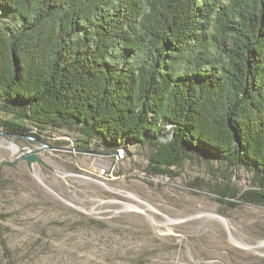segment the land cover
<instances>
[{"label": "trees", "instance_id": "trees-1", "mask_svg": "<svg viewBox=\"0 0 264 264\" xmlns=\"http://www.w3.org/2000/svg\"><path fill=\"white\" fill-rule=\"evenodd\" d=\"M0 107L11 136L149 144V174L244 166L261 189L219 200L264 204V0H0Z\"/></svg>", "mask_w": 264, "mask_h": 264}, {"label": "rangeland", "instance_id": "rangeland-1", "mask_svg": "<svg viewBox=\"0 0 264 264\" xmlns=\"http://www.w3.org/2000/svg\"><path fill=\"white\" fill-rule=\"evenodd\" d=\"M42 136L0 134V264H264V204L218 194L226 182L261 189L251 170L194 154L170 176L149 174V144L117 156L78 147L77 130Z\"/></svg>", "mask_w": 264, "mask_h": 264}, {"label": "water", "instance_id": "water-1", "mask_svg": "<svg viewBox=\"0 0 264 264\" xmlns=\"http://www.w3.org/2000/svg\"><path fill=\"white\" fill-rule=\"evenodd\" d=\"M0 134H2V135H10L9 133H7V132H4V131H1L0 130ZM121 150L122 149H117V156H120V153H121ZM26 156H28V157H30V156H33V155H31V150H27V155ZM33 158V157H32ZM34 172V171H33ZM35 173V172H34ZM37 175V177L44 183V181H43V179L38 175V174H36ZM46 186V185H45ZM48 187V186H47ZM51 189V188H50ZM209 216H217V217H219L221 220H223L224 222H225V224L228 226V220L225 218V217H223V216H221V215H217V214H208ZM230 239L231 240H233L234 242H236V243H240V242H238L235 238H234V236L230 233ZM241 244V243H240ZM258 245L260 246V245H264V241H261L260 243H258ZM248 247H251L250 245H248Z\"/></svg>", "mask_w": 264, "mask_h": 264}, {"label": "built area", "instance_id": "built-area-1", "mask_svg": "<svg viewBox=\"0 0 264 264\" xmlns=\"http://www.w3.org/2000/svg\"><path fill=\"white\" fill-rule=\"evenodd\" d=\"M120 156H123V155L120 153ZM102 172H103V173H106V174H110L109 171L107 172L106 169H102Z\"/></svg>", "mask_w": 264, "mask_h": 264}, {"label": "bare ground", "instance_id": "bare-ground-1", "mask_svg": "<svg viewBox=\"0 0 264 264\" xmlns=\"http://www.w3.org/2000/svg\"><path fill=\"white\" fill-rule=\"evenodd\" d=\"M121 152L123 153V151L121 150Z\"/></svg>", "mask_w": 264, "mask_h": 264}]
</instances>
